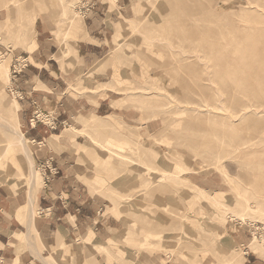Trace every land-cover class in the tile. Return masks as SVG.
Here are the masks:
<instances>
[{
    "label": "rangeland",
    "instance_id": "obj_1",
    "mask_svg": "<svg viewBox=\"0 0 264 264\" xmlns=\"http://www.w3.org/2000/svg\"><path fill=\"white\" fill-rule=\"evenodd\" d=\"M1 1L0 119L17 126L32 157V220L50 151L104 201L129 249L163 264H231L217 245L230 238L233 254L264 264V0ZM29 12L34 26L15 40ZM74 21L83 30L72 35ZM60 43L70 56L62 66ZM16 62L26 66L13 76ZM25 96L54 110L55 129L31 133ZM94 120L106 127L93 130ZM29 170L0 125V195L19 193L24 225Z\"/></svg>",
    "mask_w": 264,
    "mask_h": 264
},
{
    "label": "crops",
    "instance_id": "obj_2",
    "mask_svg": "<svg viewBox=\"0 0 264 264\" xmlns=\"http://www.w3.org/2000/svg\"><path fill=\"white\" fill-rule=\"evenodd\" d=\"M54 1L52 0V2ZM60 1L56 0L57 3H61ZM110 1L115 2V0ZM86 12H90L89 14L94 16L90 8L86 9ZM7 15L8 13H6ZM36 18L37 13L34 12L21 14L22 24H18L19 28L17 27L12 32V34L18 33L21 37L17 39L15 37V40H20L23 37L22 33L24 35L26 30L29 31L33 28ZM92 21L91 25L96 26V23H94L96 19L92 18ZM77 30H83L81 22H71L70 32L72 35H75ZM89 31L91 32V30ZM51 45L53 46V44ZM47 53L50 52L43 50L45 56L41 61L44 65L45 61L49 59ZM66 56H68L67 48L65 44L60 43L55 58L61 66L64 63L63 58ZM25 66H21L19 72H22V68ZM18 76H20V73H18ZM88 77H90L89 74L87 80L85 79L87 84L90 80ZM10 91L15 93L19 100H23V91L18 89L17 85L13 86ZM27 101L31 108L28 126L33 135H37L34 128L39 125L45 126L51 131L56 128L57 118L55 114L52 115L54 110L45 112L39 108L35 99L28 98ZM40 115L45 118H39ZM62 123L63 121H60L59 124ZM100 125L106 127V124L99 120L89 123V127L93 130H98ZM31 142L37 143L36 151L46 149L43 138L36 140L32 137ZM53 160L50 151L41 157L40 163L43 172L41 174V185L35 199L36 215L32 220V197L27 212H24L26 225L22 224L15 215L18 207L23 204L19 202V193L5 197L0 195V264L168 263V260L160 258L158 254L151 251L141 250L137 252L124 246L118 240V234L121 230L119 221L104 214L106 206L104 201L95 202L94 197L88 193L84 183L78 179V172L69 174L67 173L66 164L58 163L57 158V162L55 160L53 162ZM29 210L30 215H28ZM234 239H236L239 247L247 248L242 238L235 236ZM228 242L233 243L230 238H228ZM228 242L227 240L220 241L217 242V245L227 254L231 264H261L259 261L261 259L253 253L247 252L245 257L241 254H233L229 249ZM249 246L252 251H256L255 247H251V243Z\"/></svg>",
    "mask_w": 264,
    "mask_h": 264
},
{
    "label": "bare ground",
    "instance_id": "obj_3",
    "mask_svg": "<svg viewBox=\"0 0 264 264\" xmlns=\"http://www.w3.org/2000/svg\"><path fill=\"white\" fill-rule=\"evenodd\" d=\"M61 52V51H60ZM61 58V57H60ZM3 65L2 63L0 64V74L3 72L1 69H2ZM14 105V104H13ZM1 123L0 125L2 126V128L4 129L5 132H7L8 134L10 133H14L15 136H16V141L19 143V146L23 149L24 151V154H25V158L28 162V167H29V182H28V185H29V202H31L30 200L32 199L33 197V190H34V186H35V173L33 172L32 168H31V162H32V157H31V154L27 148V145H26V141L22 138V135L21 133L19 132L18 128L16 125H13L11 124L10 122L9 123H6L3 121V119H0ZM30 205V204H29ZM29 213L30 210H29ZM31 221V219H30Z\"/></svg>",
    "mask_w": 264,
    "mask_h": 264
},
{
    "label": "built area",
    "instance_id": "obj_4",
    "mask_svg": "<svg viewBox=\"0 0 264 264\" xmlns=\"http://www.w3.org/2000/svg\"><path fill=\"white\" fill-rule=\"evenodd\" d=\"M87 4L88 3H85V4H83V5H81L80 7H79V9L81 10V9H86V7H87ZM80 12V11H79ZM16 64H18L17 62L16 63H14L12 66H11V73L13 74V76L17 73V72H19V70L21 69V67H20V69H16ZM20 66H25V62H23V64H21ZM264 230V229H263ZM264 232V231H263ZM250 235H251V233H250ZM252 236V235H251ZM258 236V235H257ZM253 237V236H252ZM245 254L247 253V251H245L244 252Z\"/></svg>",
    "mask_w": 264,
    "mask_h": 264
}]
</instances>
